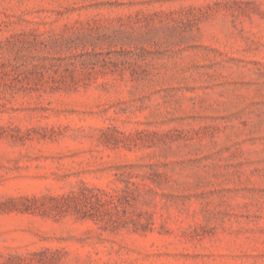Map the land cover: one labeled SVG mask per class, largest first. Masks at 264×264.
I'll return each mask as SVG.
<instances>
[{
  "label": "rangeland",
  "instance_id": "obj_1",
  "mask_svg": "<svg viewBox=\"0 0 264 264\" xmlns=\"http://www.w3.org/2000/svg\"><path fill=\"white\" fill-rule=\"evenodd\" d=\"M0 264H264V0H0Z\"/></svg>",
  "mask_w": 264,
  "mask_h": 264
}]
</instances>
